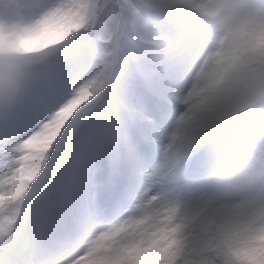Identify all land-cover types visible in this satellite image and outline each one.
I'll use <instances>...</instances> for the list:
<instances>
[{
  "label": "snow or ice",
  "instance_id": "snow-or-ice-1",
  "mask_svg": "<svg viewBox=\"0 0 264 264\" xmlns=\"http://www.w3.org/2000/svg\"><path fill=\"white\" fill-rule=\"evenodd\" d=\"M34 8L0 31L34 65L0 108V264H264V0Z\"/></svg>",
  "mask_w": 264,
  "mask_h": 264
},
{
  "label": "clouds",
  "instance_id": "clouds-1",
  "mask_svg": "<svg viewBox=\"0 0 264 264\" xmlns=\"http://www.w3.org/2000/svg\"><path fill=\"white\" fill-rule=\"evenodd\" d=\"M36 2L37 0H0V31L5 35L8 33L22 35L23 30L31 24L34 18ZM55 38L54 33L37 36L25 40L20 46L43 44ZM13 65L14 69L11 68ZM33 67L34 65L22 63L21 57L12 53L6 43H0V108L11 107L15 104L24 91L27 74ZM230 135V128L221 129L213 142L212 151L219 153Z\"/></svg>",
  "mask_w": 264,
  "mask_h": 264
},
{
  "label": "rangeland",
  "instance_id": "rangeland-1",
  "mask_svg": "<svg viewBox=\"0 0 264 264\" xmlns=\"http://www.w3.org/2000/svg\"><path fill=\"white\" fill-rule=\"evenodd\" d=\"M230 178V176L228 175V173L225 171V179L227 180V179H229Z\"/></svg>",
  "mask_w": 264,
  "mask_h": 264
}]
</instances>
